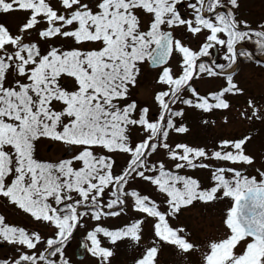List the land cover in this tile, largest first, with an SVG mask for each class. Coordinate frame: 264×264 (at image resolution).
Returning <instances> with one entry per match:
<instances>
[{
  "label": "snow or ice",
  "instance_id": "1",
  "mask_svg": "<svg viewBox=\"0 0 264 264\" xmlns=\"http://www.w3.org/2000/svg\"><path fill=\"white\" fill-rule=\"evenodd\" d=\"M239 7L238 0H0V13L26 18L15 35L0 25V198L52 229L42 236L0 215V245L15 252L0 264H70L66 248L86 219L97 223L83 246L96 264H110L113 251L101 237L139 242L147 218H154L158 239L136 264H156L163 245L195 250L169 218L194 202L225 199L224 235L208 244L203 264H264V167L248 151L251 138L223 139L212 149L169 143L173 133H190L177 105L229 109L227 95L242 90L227 70L241 58H264V23L253 28L238 18ZM189 38L196 48L185 43ZM177 57L178 70L171 66ZM145 65L158 69L156 115L133 98ZM221 75L226 86L209 95L191 83ZM248 105L264 121L255 102ZM45 141L61 144L70 158L41 159L37 146ZM161 153L175 171L151 159ZM119 157L126 165L116 171ZM188 169L209 170V183ZM137 179L155 187L165 210L129 191ZM129 199L146 217L116 230L101 226L127 215Z\"/></svg>",
  "mask_w": 264,
  "mask_h": 264
},
{
  "label": "rangeland",
  "instance_id": "2",
  "mask_svg": "<svg viewBox=\"0 0 264 264\" xmlns=\"http://www.w3.org/2000/svg\"><path fill=\"white\" fill-rule=\"evenodd\" d=\"M238 2L240 4L237 11L238 18L252 22L254 26L264 23V0H238ZM2 15L3 13H0V22L5 21V27L13 29V33L16 32V28L19 30L26 22L25 14L22 12L6 14L5 19L2 18ZM176 35L179 36L180 32L177 31ZM32 39L35 41L36 38L32 37ZM185 43L190 44L193 48L197 47V43L191 38L186 40ZM178 59L177 57L171 61V66L176 70H178ZM220 62L225 63L223 60ZM144 71L145 75L139 79L138 85L133 89V98L140 105L149 106L152 114L156 115L158 110L153 98L155 93L161 90V86L156 83L158 69L153 70L149 65H145ZM236 79L233 81L242 90V94L227 95L226 98L230 103V108L227 110L216 109L211 112H203L202 110H192L188 109L187 106L177 105V107H184L186 110L184 123L189 127L190 133H173L170 136L169 143L173 146L177 143L206 145L209 149H212L218 148L223 139L238 140L250 137L248 151L253 156L256 166L264 167V121L251 116L253 108L248 105V101L252 100L255 102L256 107L264 112V69L260 66L257 68L249 64H241ZM192 82L201 95H209L226 86V79L224 80L222 77H205L204 79H195ZM204 120L209 121V123L204 124ZM134 139L138 142L143 139V136H135ZM37 155L41 159L52 161L70 158L61 144L52 141L40 143L37 146ZM151 159L157 161L163 159L168 168L175 171L173 163L168 161L162 153L154 155ZM207 163L212 162L208 161ZM117 165L116 171H119L121 167L126 165V158H117ZM187 174L203 181L205 185L209 183V170L207 169H188ZM248 174L253 175L255 173L250 171ZM129 189H135L160 203L161 211L166 209L167 205L163 203V196L158 194L155 187L148 182L137 179ZM229 206L227 199L209 205L194 202L193 206H189L182 211L178 219L169 218L172 227H183L185 229V233L188 234L190 242L194 244L195 250L185 253L175 246L163 245V247H159L158 244L159 251L156 264H203V255L207 251L208 244L222 238L224 235L225 229L222 221ZM126 211L127 215L121 214L119 217L103 220L101 226L116 230L131 224L136 219L146 217V214L133 211L132 199H129ZM0 215H5L7 222L11 225L23 226L27 230H37L42 236H51L52 229L38 227L30 220L28 214L7 204L2 198H0ZM96 223V221L86 219V228L78 229L74 233V237L66 248V256L70 260V264H96L95 258L90 256L89 252L81 261L77 259L75 252L80 245L79 239L85 238L87 232L91 231ZM153 225L154 218H147L143 225L142 239L139 242L131 238H124L116 244H112L107 238L101 237L103 246L109 247L115 254L113 258H110V264H136L137 260L142 258L146 248L151 246L152 241L158 239L154 236ZM14 254L12 247L0 245V259L10 258Z\"/></svg>",
  "mask_w": 264,
  "mask_h": 264
},
{
  "label": "flooded vegetation",
  "instance_id": "3",
  "mask_svg": "<svg viewBox=\"0 0 264 264\" xmlns=\"http://www.w3.org/2000/svg\"><path fill=\"white\" fill-rule=\"evenodd\" d=\"M256 27H258L257 24H256V26H253V28H256ZM249 47H251V45ZM220 61H222V59ZM241 64L254 65L255 64V61H245V60H243V58H241L240 59V65Z\"/></svg>",
  "mask_w": 264,
  "mask_h": 264
}]
</instances>
